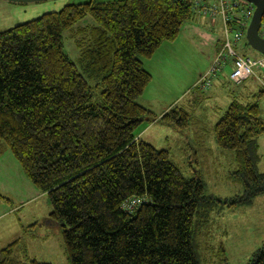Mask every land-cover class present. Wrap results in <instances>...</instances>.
<instances>
[{"label":"trees","instance_id":"1","mask_svg":"<svg viewBox=\"0 0 264 264\" xmlns=\"http://www.w3.org/2000/svg\"><path fill=\"white\" fill-rule=\"evenodd\" d=\"M195 11L191 0H86L0 29V151L46 193L70 264H200L197 238L211 212L264 194V88L252 102L232 100L213 126L217 146L234 154L240 194L207 193L201 175L184 176L167 149L138 136L146 121L189 125L185 108L157 117L137 99L152 78L141 59ZM87 15L94 25L78 27L75 43L94 85L62 48V31ZM0 201L12 200L0 192ZM21 242L0 248V264H51L21 256ZM248 264H264V243Z\"/></svg>","mask_w":264,"mask_h":264},{"label":"rangeland","instance_id":"2","mask_svg":"<svg viewBox=\"0 0 264 264\" xmlns=\"http://www.w3.org/2000/svg\"><path fill=\"white\" fill-rule=\"evenodd\" d=\"M79 1L86 0H41L28 3L0 0V29L35 18L44 12L58 10L66 3ZM191 1L210 4L215 2ZM206 17L209 16L195 11L192 19L181 26L173 41L163 42L151 58L141 59L152 78L138 102L145 103L158 112L173 100H176L173 106H179L187 99L183 107L190 112L188 127L179 131L171 125L154 122L141 130L146 125L144 122L137 131L140 132L141 139L156 148L167 149L171 160L184 176L201 175L206 192L224 198L242 193L243 186L240 180L230 175L237 168L234 154L231 150L217 146L213 126L232 100L252 102L257 98L255 96L258 91L264 88V71L256 70L255 75L235 84L228 77L232 69L231 64H228L218 77L212 79L210 87L193 89L187 94L188 91L185 90L194 86L200 76L206 73L218 43L224 38L223 25L219 19L211 22ZM196 20H200L197 23L205 28L209 34L207 37L196 33L184 35L185 27ZM92 25L94 22L87 15L71 27L65 28L61 37L64 52L78 71L94 85V80L87 78L75 43L78 27ZM235 48L240 54L250 57L260 55L246 43L245 34ZM145 97L152 98V102L143 101ZM194 98L198 101L188 104ZM258 103L264 118V92L259 96ZM258 141V169L264 171V134ZM1 177L10 181L12 201L6 205L13 210L0 219V248L21 236L22 247L26 249L24 252L20 249L21 256L27 255L39 262L51 264H70L64 250L60 226L48 220L50 204L46 193L32 185L8 148L0 151ZM2 183L6 185L1 178L0 186ZM21 199L23 203H20ZM263 243L264 194L255 197L251 205L226 207L220 212H211L210 221L201 226L197 238L200 264H248L253 252Z\"/></svg>","mask_w":264,"mask_h":264},{"label":"built area","instance_id":"3","mask_svg":"<svg viewBox=\"0 0 264 264\" xmlns=\"http://www.w3.org/2000/svg\"><path fill=\"white\" fill-rule=\"evenodd\" d=\"M192 3L199 13L211 18L219 16L224 30L222 44L217 48L206 73L195 82L197 87L200 89L210 87L212 79L218 77L228 64L232 66L228 77L236 84L251 75H255L256 70L264 71V54L260 53L257 57H250L240 54L235 48L244 36L253 13L254 6L251 2L246 0H215L211 4L199 1ZM258 33L260 37L264 38V14ZM131 203L135 204V200H132Z\"/></svg>","mask_w":264,"mask_h":264},{"label":"crops","instance_id":"4","mask_svg":"<svg viewBox=\"0 0 264 264\" xmlns=\"http://www.w3.org/2000/svg\"><path fill=\"white\" fill-rule=\"evenodd\" d=\"M9 2V1H8ZM80 2V1H79ZM12 3H15V2H12ZM39 16V15H38ZM201 17H204V16H202V15H200ZM37 17V16H36ZM206 18H208V19H211V22H216V20H218L219 19V21H220V23L222 24V21H221V19H220V17L219 16H216V17H214V18H211V17H206ZM29 20V19H28ZM27 21V20H26ZM197 22H200V20H196V22L195 23H190L189 24V26H186L185 28H186V30H184L183 32H184V35H192V34H194V33H196V34H198L199 36L200 35H202V36H208L209 34L205 31V28L203 27V26H201V25H199ZM18 23H21V22H18ZM17 24V23H16ZM15 24V25H16ZM183 35V36H184ZM152 76V75H151ZM219 78H221V77H219ZM240 84V83H239ZM193 89H197V88H195L194 86H192L190 89H188V90H185V92L186 91H188L187 92V94L191 91V90H193ZM163 94L165 93L164 91H161ZM143 94V93H142ZM141 94V95H142ZM140 97V96H139ZM138 100V99H137ZM187 99H185L179 106L180 107H183V105H184V103H185V101H186ZM143 101H147V102H152V98H147V97H145L144 99H143ZM175 101L176 100H173L170 104H165L164 105V107L160 110V111H158V112H155V111H153L149 106H147L145 103H142V102H140L139 101V103H141L143 106H145V107H147V108H149L151 111H153L156 115H157V117H159L161 114H163L166 110H168L170 107H172L173 106V104L175 103ZM194 101H198V99L197 98H194V99H191V100H189L188 101V104H190L191 102H194ZM178 106V105H177ZM183 108H185V107H183ZM154 122H157L156 120H153V121H151V122H149V121H146V123H144V124H146L145 126H143V128L141 129V130H144V129H146L149 125H150V123H154ZM139 134H140V132H138V136H139ZM140 138V137H139ZM259 140V139H258ZM258 145H259V141H258ZM2 178V182H4L6 185H8V186H6V185H4L3 183L1 184V186H0V191H1V193H3V194H5V195H7V196H9L10 198H11V189H10V181H8L9 179H7L6 177H1ZM1 178H0V180H1ZM7 189V190H6ZM20 203H23V199H21L20 200ZM252 204V203H251ZM15 207H18L17 205L15 206ZM12 210L13 209H10L5 203H3V202H1L0 201V219L2 218V217H4V216H7V215H9L11 212H12ZM1 225V224H0ZM5 227V225H3V228ZM0 229H2L1 227H0Z\"/></svg>","mask_w":264,"mask_h":264},{"label":"water","instance_id":"5","mask_svg":"<svg viewBox=\"0 0 264 264\" xmlns=\"http://www.w3.org/2000/svg\"><path fill=\"white\" fill-rule=\"evenodd\" d=\"M15 3H28L41 0H5ZM254 6L253 13L245 31V39L248 45L261 54H264V38L258 31L264 14V0H246Z\"/></svg>","mask_w":264,"mask_h":264}]
</instances>
